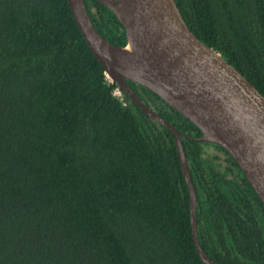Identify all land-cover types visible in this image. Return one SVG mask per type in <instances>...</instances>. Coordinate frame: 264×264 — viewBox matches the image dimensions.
Masks as SVG:
<instances>
[{"label":"trees","instance_id":"trees-1","mask_svg":"<svg viewBox=\"0 0 264 264\" xmlns=\"http://www.w3.org/2000/svg\"><path fill=\"white\" fill-rule=\"evenodd\" d=\"M176 1L264 95V0ZM84 2L101 35L126 45L118 16ZM127 81L181 132L209 257L264 264V204L236 160ZM117 90L69 0H0V264H206L174 134Z\"/></svg>","mask_w":264,"mask_h":264},{"label":"water","instance_id":"water-1","mask_svg":"<svg viewBox=\"0 0 264 264\" xmlns=\"http://www.w3.org/2000/svg\"><path fill=\"white\" fill-rule=\"evenodd\" d=\"M126 30L118 46L95 27L84 0H69L89 47L107 76L154 120L175 136L191 194L195 246L206 264H216L202 247L197 229V196L181 132L147 106L130 86L155 92L203 132L199 138L223 146L236 160L264 204V95L220 52L208 46L187 23L176 0H98Z\"/></svg>","mask_w":264,"mask_h":264},{"label":"rangeland","instance_id":"rangeland-1","mask_svg":"<svg viewBox=\"0 0 264 264\" xmlns=\"http://www.w3.org/2000/svg\"><path fill=\"white\" fill-rule=\"evenodd\" d=\"M110 80H111V79H110ZM117 93L120 94L118 90H117Z\"/></svg>","mask_w":264,"mask_h":264},{"label":"clouds","instance_id":"clouds-1","mask_svg":"<svg viewBox=\"0 0 264 264\" xmlns=\"http://www.w3.org/2000/svg\"><path fill=\"white\" fill-rule=\"evenodd\" d=\"M119 91V90H118ZM120 93V92H119ZM120 95H121V93H120Z\"/></svg>","mask_w":264,"mask_h":264},{"label":"built area","instance_id":"built-area-1","mask_svg":"<svg viewBox=\"0 0 264 264\" xmlns=\"http://www.w3.org/2000/svg\"><path fill=\"white\" fill-rule=\"evenodd\" d=\"M118 94V93H117ZM120 95V94H119Z\"/></svg>","mask_w":264,"mask_h":264}]
</instances>
